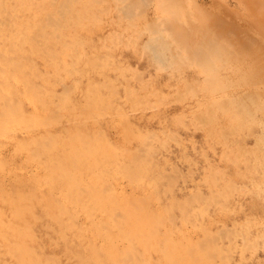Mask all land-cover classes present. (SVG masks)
I'll use <instances>...</instances> for the list:
<instances>
[{
  "label": "rangeland",
  "instance_id": "1",
  "mask_svg": "<svg viewBox=\"0 0 264 264\" xmlns=\"http://www.w3.org/2000/svg\"><path fill=\"white\" fill-rule=\"evenodd\" d=\"M81 1L44 3L42 9L52 8L61 19L53 33L55 19L45 16L53 24L46 21L42 33L61 41L52 53L24 44L33 65H20L21 80L37 88L17 99L15 123L9 125L14 141L0 135V221L8 223L13 208L29 209L34 240H25V251L14 240L10 248L0 246V264H257L263 241L256 233L264 228V64L254 62L255 49L237 45L240 36L225 27L226 10L219 4ZM156 10L157 17L171 19L175 36L169 38L165 21L158 26L169 33L152 27ZM197 29L203 34L196 36ZM176 38L186 39L179 45L189 43L191 58ZM207 39L215 43L216 56L205 64ZM198 49L202 55L194 53ZM28 133L37 137L33 143ZM22 148L34 154L29 162L19 154ZM12 197L17 200L9 205ZM47 210L73 216L64 231L68 243L53 234ZM35 255L42 258L30 259Z\"/></svg>",
  "mask_w": 264,
  "mask_h": 264
},
{
  "label": "bare ground",
  "instance_id": "2",
  "mask_svg": "<svg viewBox=\"0 0 264 264\" xmlns=\"http://www.w3.org/2000/svg\"><path fill=\"white\" fill-rule=\"evenodd\" d=\"M41 1V2H40ZM40 1H33V0H0V135L2 134V133H7L9 136L10 135H12L13 136V133L12 132H10L9 130H10V124H14L15 123V120H14V113H15V111H14V109H16L14 106H16V103H17V99H20V98H26L27 96H28V93L30 92L29 90V88H37V86L34 84V86L32 87L31 86V82L32 81H30V79H28V83H26L25 84V86H26V88H25V86H24V80L22 81L21 79L24 77V73H22V71H23V69L20 67V65H27L28 64V66L31 64V63H33V62H30L29 61V59H30V57H31V54L29 53H27V52H25V48H24V44H27L29 47H30V45L32 46V48L31 49H36V48H34V47H37V50H41L42 52H43V54H45V52H47L48 54L49 53H52V49H56L57 47V45H59V42L61 43V41H58V37L57 36H55V38H54V36H53V34L52 33H50L51 35H49V31H45V32H43L42 33V31L44 30V28H45V25L48 23V21H47V19L45 20V16H47L46 18H48L49 16H50V18L49 19H51L52 17L55 19L53 22L55 23L54 25V27H53V30H54V32L53 33H55L56 32V28H58V29H60L59 28V23H60V18H58L57 16L59 15H57L56 13H53V12H51L50 10H52V8L50 9V10H45L44 8L42 9V7H43V5H44V3H47L46 2V0H40ZM65 1V0H64ZM81 1V0H80ZM83 1V0H82ZM81 1V2H82ZM144 2L143 3H146V0H143ZM165 1L166 2H168L167 0H164L163 2L165 3ZM170 1H172V0H170ZM169 1V2H170ZM186 1V0H185ZM187 1H192L193 2V0H187ZM51 2V1H50ZM61 2V1H60ZM76 2H77V0H76ZM79 2V1H78ZM87 2V1H86ZM176 1H174V3H175ZM180 1H177V3H179ZM15 3V4H14ZM16 3H18V4H16ZM63 3V2H62ZM61 3V4H62ZM84 3V2H83ZM160 3H162V2H160ZM163 3V4H164ZM171 3L172 2H170V4L169 3H167V4H169V6L171 5ZM172 4L173 6L175 5V4ZM184 3V2H183ZM194 3H197L199 6L201 5V6H205V5H210V6H213V4H219L220 5V7L221 6H224V8H225V10H226V13H225V15L223 14V10H222V14H223V16H224V18H223V16H221L222 17V21H224V23L226 24L225 25V27H228V28H230L231 26L235 29V31L237 32V34H238V36H240V39L238 40V42H237V45L238 46H240V47H245L247 50H253L252 48H254L255 49V51H256V60L254 61L256 64H258V65H262V64H264V60H263V55H264V0H195V2ZM69 4V3H68ZM91 4V3H90ZM163 4H162V7H163ZM196 4V5H197ZM46 5H48V4H46ZM66 5V4H65ZM73 5V4H72ZM84 5V4H83ZM88 5H89V3H88ZM93 5V4H92ZM95 5V4H94ZM144 5V4H143ZM142 5V6H143ZM178 4H176L175 5V7L177 6ZM49 6V5H48ZM60 6V5H59ZM85 6H86V4H85ZM140 6V5H139ZM179 7H180V5H178ZM177 6V7H178ZM217 6V5H216ZM52 7V6H51ZM70 7V6H69ZM72 7H74V5L72 6ZM95 7V6H94ZM125 7V6H124ZM165 7V6H164ZM55 8V7H54ZM66 8H68V7H66ZM82 8V7H81ZM132 8V7H131ZM166 8H168V7H166ZM181 8V7H180ZM207 8V7H206ZM223 8V7H222ZM221 8V9H222ZM232 8V9H231ZM47 9V8H46ZM69 9V8H68ZM89 9V8H88ZM128 8H126L125 10H127ZM220 9V10H221ZM57 10V9H56ZM59 10H61L62 11V13H63V10L62 9H59ZM59 10H57V11H59ZM82 10V9H81ZM84 10V9H83ZM90 11H91V9H89ZM131 10V9H130ZM129 10V11H130ZM161 10V9H160ZM164 10V9H163ZM162 10V11H163ZM169 10V9H168ZM48 11V12H47ZM50 11V12H49ZM67 11V10H66ZM100 11V10H99ZM129 11H127V12H129ZM164 11H166V12H168L167 10H164ZM68 12V11H67ZM78 12V11H77ZM77 12H75V13H77ZM84 12V11H83ZM98 12V11H97ZM101 12H102V10H101ZM100 12V13H101ZM156 12H157V10L156 11H154V15L157 17V15H156ZM61 13V14H62ZM74 13V14H75ZM81 13H82V11H81ZM86 13V12H85ZM94 13V12H93ZM125 13V12H124ZM158 13H159V11H158ZM165 13V12H164ZM197 13V12H196ZM54 14V15H53ZM64 14L65 13H63V15L62 16H64ZM167 14H169V13H167ZM170 14H173L172 13V11H171V13ZM221 14V15H222ZM236 14H238V15H236ZM66 15H67V13H66ZM126 15V14H125ZM214 15L215 14H213V18H214ZM218 15V14H217ZM235 16H236V18H237V16H238V20H235L236 18H235ZM41 17V18H40ZM43 17H44V19H43ZM94 17V16H93ZM159 17V16H158ZM154 18V20H155V23H157V25H152V27L153 28H156L158 25L160 26V24H162V26L161 27H165V26H163L164 25V21L165 20H167V19H165V17L166 16H161L162 18L164 17V19H162V18ZM53 18H52V20H53ZM73 18V17H72ZM95 18V17H94ZM94 18H92V19H94ZM166 18H169V17H166ZM170 18H172V17H170ZM204 18V17H203ZM210 18V17H209ZM212 18V17H211ZM249 18H252L253 20L251 21ZM76 19V18H75ZM84 19V18H83ZM87 19V18H86ZM215 19V18H214ZM233 19H234V21H236L237 22V25H232V24H234L235 22H233ZM248 19L250 20V22L248 21ZM45 20V21H44ZM52 20H51V23H52ZM73 20V19H72ZM163 20V21H162ZM169 20V22H167V21H165V25H167V28L169 27L168 26V24L170 23V20L171 19H168ZM173 20V19H172ZM247 20V21H246ZM47 21V23L45 24V22ZM77 21V20H76ZM92 21V20H91ZM207 21V20H206ZM226 21V22H225ZM50 22V21H49ZM172 23H173V21H171ZM178 22V21H177ZM187 22V21H186ZM249 22V23H248ZM251 22H253V24L251 23ZM51 23H48V25L49 24H51ZM69 23V22H68ZM67 23V24H68ZM155 23H153V24H155ZM168 23V24H167ZM172 23H171V25H172ZM179 24H181L180 23V21L178 22ZM177 23V24H178ZM203 23H205V22H203ZM53 24V23H52ZM73 24V23H72ZM183 24V23H182ZM181 24V25H182ZM187 24H188V22H187ZM207 24V23H206ZM251 24V25H250ZM173 25H175V22L173 23ZM184 25V24H183ZM188 25H191V24H188ZM210 25V24H209ZM213 25H214V23H213ZM47 26V25H46ZM50 26V25H49ZM63 26V25H62ZM158 26V28L160 29V30H162V29H167V28H160ZM176 26V25H175ZM203 26V25H202ZM184 27V26H183ZM188 27V26H187ZM150 28V27H149ZM152 28V29H153ZM171 28V27H170ZM177 28H179V27H176L175 29H177ZM188 28H192V26L191 27H188ZM195 28V27H194ZM199 28V27H198ZM201 28V27H200ZM207 28H208V26H207ZM52 29V28H51ZM57 29V31L59 32V31H61V30H58ZM148 29V28H147ZM152 29H150V31H152ZM157 29V28H156ZM159 29H157V30H159ZM169 29V28H168ZM168 29L165 31V32H167L168 31ZM174 29V30H175ZM181 29H182V26H181V28L179 29V32H181V33H183V31H181ZM205 29V30H204ZM204 29H202L203 31H206V28L204 27ZM222 29V28H221ZM234 29H232V30H234ZM261 29H262V32H261ZM149 30V29H148ZM159 30V31H160ZM171 32L173 31V29L171 30V29H169ZM188 30V29H187ZM193 30V29H192ZM201 30V31H202ZM208 30H210V29H208ZM158 31V32H159ZM170 31H168V33L170 32ZM195 31V30H194ZM213 31V30H212ZM143 32V31H142ZM154 32H156L157 33V31H155V29H154ZM154 32H151V33H154ZM210 32V31H209ZM39 33H41V34H39ZM161 33L162 32H159V34L161 35ZM175 32H172V33H169V35L171 34H174ZM184 33H185V30H184ZM187 33V32H186ZM185 33V34H186ZM190 33V31L188 32V34ZM195 33V32H194ZM201 32H199V30L197 29V35L196 36H198V34H200ZM207 34H204V35H208V37H210L209 36V34H208V32H206ZM210 33H212V32H210ZM176 34H178V29H177V32H176ZM201 34H203V33H201ZM214 34V33H213ZM213 34H211L212 36H213ZM231 34H232V32H231ZM55 35V34H54ZM169 36V38H171V37H173V36H175V34L174 35H172V36ZM179 35V34H178ZM192 35H194L193 33H192ZM195 36V35H194ZM200 36V35H199ZM234 36V35H233ZM53 37L54 39L52 40L51 38ZM177 37V36H176ZM182 37H183V34H182ZM188 37V36H187ZM186 37V38H187ZM206 37V36H205ZM215 37V36H214ZM152 38V37H151ZM156 38H158V37H156ZM185 38V37H184ZM190 38V37H189ZM195 38H197V37H195ZM198 38H200V37H198ZM203 38V37H202ZM210 38H212V37H210ZM160 39H162V38H160ZM178 39H180V38H178ZM188 39V38H187ZM191 40H194V39H192V36H191V38H190ZM201 39V38H200ZM206 39V38H205ZM205 39H203L202 41H203V44H204V40ZM209 39V38H208ZM207 39V40H208ZM223 39V38H222ZM226 39H228V38H226ZM57 40V41H56ZM59 40H60V38H59ZM155 38H154V42H155ZM180 40H186V39H180ZM179 40V41H180ZM190 40V41H191ZM157 41V40H156ZM162 41H163V39H162ZM173 41V40H172ZM176 41V42H175ZM179 41H178V43H177V38L176 39H174V41L173 42H175L178 46H180L179 44ZM215 41V40H214ZM220 41V40H219ZM227 41V40H226ZM164 42V41H163ZM163 42H161V44L163 43ZM185 42V41H184ZM184 42L183 41H181V46L180 47H185V46H182L183 44H184ZM194 43V44H197V42L196 41H191V43ZM208 42V52H205V54H201L202 52V50L200 49H198V50H196L197 52H200V53H197V52H194V53H196V54H201L202 55V57H201V59L203 58V60H201V61H203V63L205 62V64H208V62L210 61V60H208V57L211 59V57H215L216 56V54L213 56V53H211V51L213 52H215V50H214V48H215V43L213 42V40L211 41H207ZM216 42H218L217 40H216ZM221 42V41H220ZM225 42V41H224ZM228 42V41H227ZM80 43V42H79ZM187 43V42H186ZM184 44V45H187V44H189V43H187V44ZM223 43V42H222ZM226 43V42H225ZM70 44H71V42H70ZM74 44V43H73ZM164 44H166L167 45V43H164ZM201 44V43H200ZM214 44V45H213ZM227 44V43H226ZM193 45V44H192ZM202 45V44H201ZM201 45L199 46V47H201ZM217 45V44H216ZM220 45V43H218V45L217 46H219ZM223 45V44H222ZM64 46V45H63ZM151 46V45H150ZM157 46V45H156ZM195 46V45H194ZM197 46V45H196ZM214 46V47H213ZM216 46V47H217ZM227 46H228V44H227ZM231 46H233V45H231V43L229 44V47H231ZM161 47V46H160ZM187 47H188V45H187ZM187 47H185L186 48V50H187ZM193 47V46H192ZM210 47H211V50H210ZM221 47V46H220ZM219 47V49H220V51L219 52H221L222 51V49ZM225 47V46H224ZM167 48V47H166ZM166 48L164 49V50H166ZM174 48V47H173ZM182 48H180V49H182ZM198 48V47H197ZM196 48V49H197ZM203 48V47H202ZM223 48V47H222ZM228 48V47H227ZM30 49V50H31ZM190 48L188 47V50H189ZM192 50L193 49H195V48H191ZM213 49V50H212ZM152 50V49H151ZM156 50V49H155ZM185 50V49H184ZM187 50V51H188ZM206 49L204 48V51H205ZM210 50V51H209ZM227 50V49H226ZM40 51V52H41ZM154 51V50H153ZM182 51H183V49H182ZM187 51H186V53H187ZM193 51H195V50H193ZM207 51V50H206ZM217 51H218V49H217ZM239 51V50H238ZM58 52V51H57ZM165 52V51H164ZM185 52V51H184ZM190 52V50L188 51V59L189 58H191L192 56H191V53H192V51H191V53H189ZM218 52V53H219ZM222 52H224V48H223V51ZM221 52V53H222ZM235 52V51H234ZM47 53H46V57H47ZM155 53V52H154ZM204 53V52H203ZM217 53V52H216ZM220 53V54H221ZM153 54V53H152ZM160 54H162V53H160ZM211 54H212V56H211ZM228 54V56H229V53H227ZM233 54V53H232ZM28 55H29V59H28ZM41 55V54H40ZM86 55V54H85ZM190 55V56H189ZM195 55V54H194ZM222 55V54H221ZM223 55H224V53H223ZM222 55V56H223ZM235 55H236V53H235ZM234 55V56H235ZM38 56H39V54H38ZM42 56V55H41ZM41 56H39L40 58H41ZM50 56V57H49ZM48 56V58L51 60V58L53 57V55H49ZM155 56H157V55H155ZM225 56H226V54H225ZM232 56V55H231ZM240 56V55H239ZM74 57H76V56H74ZM158 57V56H157ZM220 57V56H219ZM164 58V57H163ZM172 58V57H171ZM199 58V57H198ZM224 58V57H223ZM226 58V57H225ZM228 58H230V57H228ZM227 58V59H228ZM155 59H156V57H155ZM159 59V57L156 59V60H158ZM165 59V58H164ZM196 59H197V55H196ZM215 58H213L212 60H214ZM220 59V58H219ZM43 60V59H42ZM45 60V59H44ZM43 60V61H44ZM58 60V59H57ZM92 60V59H91ZM184 60H186L185 58H184ZM195 60V59H194ZM263 60V61H262ZM52 61V60H51ZM93 61V60H92ZM191 61H193V58H192V60ZM198 61V60H197ZM196 61V62H197ZM200 61V60H199ZM199 61H198V63H199ZM216 60H214V62H215ZM217 61H219L218 60V58H217ZM225 61V60H224ZM234 61H235V59H234ZM237 61V60H236ZM54 62V61H53ZM160 62H162V61H160ZM179 62V61H178ZM184 62V61H183ZM220 62V61H219ZM229 62V61H228ZM231 62V61H230ZM229 62V63H230ZM238 62V61H237ZM247 62V61H246ZM175 63V62H174ZM198 63H196V64H198ZM47 64V62H45L44 61V65H46ZM232 64H234V62L232 63ZM31 65H33V64H31ZM180 65V64H179ZM200 66V65H199ZM230 66V65H229ZM240 66V65H239ZM38 67V66H37ZM94 66H92V68H93ZM207 67V66H206ZM209 67V66H208ZM219 67V66H218ZM217 67V68H218ZM231 67V66H230ZM230 67H228V69L230 68ZM91 68V69H92ZM219 68H221V66L219 67ZM223 68V67H222ZM232 68V67H231ZM260 68H261V66H260ZM213 69V68H212ZM224 69V68H223ZM74 70V69H73ZM78 70V69H77ZM72 71V70H71ZM75 71V70H74ZM35 73L37 74V72L35 71ZM46 73V72H45ZM71 73V72H70ZM77 73V72H76ZM35 74V75H36ZM38 74H40V73H38ZM57 74V73H56ZM229 75V74H228ZM37 76V75H36ZM223 76V75H222ZM227 76V75H226ZM41 77V79H42V84L44 83V78H43V76H40ZM40 77H39V79H40ZM196 78V77H195ZM217 78V77H216ZM204 79V78H203ZM221 79V78H220ZM139 80V79H138ZM183 80V79H182ZM202 80V79H201ZM217 80V79H216ZM215 81V80H214ZM19 82H22V86H23V89H21L20 87H19V85H18V89L16 88V85L19 83ZM80 82V81H79ZM207 82V81H206ZM209 82H210V80H209ZM96 84H98V83H96ZM108 85V84H107ZM111 85V84H110ZM31 86V87H30ZM107 89H108V86L106 87ZM197 88H198V86H197ZM26 89H28V90H26ZM126 90V89H125ZM143 90V89H142ZM226 90V89H225ZM115 91V90H114ZM49 92H51V91H49ZM53 92V91H52ZM132 92H133V90H132ZM224 93V92H223ZM60 94H62V93H60ZM117 94V93H116ZM184 94H186V93H184ZM218 94V93H217ZM34 95V93L32 94V96ZM55 95V94H54ZM101 95V94H100ZM114 95V94H113ZM112 96V95H111ZM134 96V95H133ZM240 96V95H239ZM55 97V96H54ZM246 97V96H245ZM181 98V97H180ZM185 98V97H184ZM254 98V97H253ZM261 98V97H260ZM61 99H63V98H61ZM248 99V98H247ZM264 99V98H263ZM25 100V99H24ZM20 101V100H19ZM22 101V100H21ZM23 102V101H22ZM21 102V103H22ZM25 102V101H24ZM23 102V103H24ZM34 102V101H33ZM37 102V101H36ZM213 102V101H212ZM230 102V101H229ZM25 103H27V102H25ZM24 103V104H25ZM44 103V102H43ZM251 103V102H250ZM214 104H215V101H214ZM227 104V103H226ZM263 104H264V102H263ZM26 105V104H25ZM148 105V104H147ZM257 105V104H256ZM91 106V105H90ZM21 107H22V105H21ZM30 107V106H29ZM59 107V106H58ZM262 107V106H261ZM132 108V107H131ZM243 108V107H242ZM258 108V107H257ZM58 109V108H57ZM208 109V108H207ZM264 109V108H263ZM84 110V109H83ZM82 110V111H83ZM262 110V109H261ZM260 110V111H261ZM53 112H55V111H53ZM262 112V111H261ZM23 114V113H22ZM186 114V113H185ZM234 114V113H233ZM30 115V114H29ZM37 116V115H36ZM109 116V115H108ZM213 116V115H212ZM237 116V115H236ZM239 116V115H238ZM23 117V116H22ZM27 118H30L29 120H31V119H34L35 117H33L32 116V118L29 116V117H25V119H27ZM44 118V117H43ZM47 118V117H46ZM57 118V117H56ZM62 118V117H61ZM53 119V118H52ZM73 119H75L74 117H73ZM86 119V118H85ZM247 120H248V117L246 118ZM28 120V121H29ZM42 120V119H41ZM40 119H39V121L40 122H43L44 120H42L41 121ZM48 120V119H47ZM209 120V119H208ZM246 120V121H247ZM251 120V119H250ZM32 121V120H31ZM35 122H36V120H34ZM39 121L37 122V123H39ZM46 121V120H45ZM258 122V121H257ZM30 123V122H29ZM239 123V122H238ZM246 123V122H245ZM260 123V122H259ZM258 123V124H259ZM25 124V123H24ZM241 124V123H240ZM250 124V123H249ZM47 125V124H46ZM28 126V125H27ZM43 126V125H42ZM41 126V127H42ZM40 127V128H41ZM195 129V128H194ZM229 129V128H228ZM215 130V129H214ZM232 131V130H231ZM234 131V130H233ZM17 132V131H16ZM70 132V131H69ZM44 134V133H43ZM217 134V133H216ZM52 135V134H51ZM99 135V134H98ZM229 135V134H228ZM12 136H10L11 137V142L12 141H14V137H12ZM15 137H16V135H15ZM28 139H30V141L33 143L34 142V140H36L37 139V137L35 138V136L34 135H29V133H28ZM70 137V136H69ZM7 138H9V137H7ZM53 138V137H52ZM81 138V137H80ZM83 138V137H82ZM81 138V140H83ZM220 138V137H219ZM40 139V138H39ZM48 140H49V138H47ZM51 139V138H50ZM159 139V138H158ZM0 140H3V139H0ZM4 141V140H3ZM5 141H7V140H5ZM29 141V142H30ZM44 141V140H43ZM92 141V140H91ZM7 142H10V141H7ZM19 142V141H18ZM86 142V141H85ZM15 143H16V141H15ZM44 143V142H43ZM49 143V142H48ZM47 143V144H48ZM84 143V142H83ZM151 143V142H150ZM178 143V142H177ZM35 144H36V142H35ZM38 144V143H37ZM74 144V143H73ZM89 144V143H88ZM10 145H12L13 146V144H10ZM19 145V144H18ZM142 145V144H141ZM147 145V144H146ZM149 145V144H148ZM6 146V145H5ZM29 146V145H28ZM40 146V145H39ZM42 146V145H41ZM14 150H15V152H17L18 151V146L17 145H14ZM4 148V147H3ZM45 148H46V146H45ZM13 149V148H12ZM72 149V148H71ZM76 149V148H75ZM75 149H72V150H75ZM141 149V148H140ZM138 150V149H137ZM144 150V149H143ZM146 150V149H145ZM10 151V150H9ZM12 151V150H11ZM37 151V150H36ZM125 151H127V150H125ZM157 151H158V149H157ZM157 151H155L156 153H157ZM257 151V150H256ZM32 152H33V150H32ZM31 152V153H32ZM154 151H153V155H155L156 153H155ZM75 153V152H74ZM137 153H138V151H137ZM3 154V153H2ZM1 154V155H2ZM9 153H7V155H8ZM11 154H13V153H11ZM10 154V155H11ZM19 154L20 155H23L24 157H25V159L27 158V162H29V156L31 157V156H33L32 154L30 155V153L29 152H26V151H24V153H23V148L21 149V151L19 152ZM41 154V153H40ZM140 154V153H139ZM240 154V153H239ZM14 155V154H13ZM75 155H76V153H75ZM142 155H143V153H142ZM135 156H137V154H135ZM148 156L149 157H151V155H149L148 154ZM10 157V156H9ZM70 157H72L71 155H70ZM138 157H140V155L138 156ZM144 157V156H143ZM32 158V157H31ZM59 158H61V157H59ZM141 159V158H140ZM135 160H136V158H135ZM244 160V159H243ZM257 160V159H256ZM13 161H15V160H13ZM61 161H63L62 160V158H61ZM264 161V160H263ZM53 162V161H52ZM72 162H75V161H72ZM15 163V162H14ZM2 164V163H1ZM74 165V164H73ZM262 165V164H261ZM3 166V165H2ZM63 167V166H62ZM73 167H75V166H73ZM262 167V166H261ZM9 168V167H8ZM64 169H65V167H63ZM131 168V167H130ZM264 168V167H263ZM102 171V170H101ZM173 171V170H172ZM175 171H177V170H175ZM32 173V172H31ZM70 174L71 172H68L67 171V173L65 174V175H67V174ZM38 175V174H37ZM46 176V175H45ZM10 177H12V176H10ZM49 177H50V175H49ZM70 177V176H69ZM162 177V176H161ZM51 178V177H50ZM49 178V179H50ZM43 179H44V177H43ZM160 179V178H159ZM158 179V180H159ZM179 179V178H178ZM53 180H55V178L53 179ZM170 181V180H169ZM7 182V181H6ZM44 182V181H43ZM51 182V181H50ZM41 183V182H40ZM56 183L58 184V182H57V180H56ZM55 183V184H56ZM75 183H77V182H75ZM55 184H53V185H55ZM59 185H61V184H59ZM58 185V186H59ZM63 185V184H62ZM65 185V184H64ZM78 185V184H77ZM107 185V184H106ZM173 185V184H172ZM13 186V185H12ZM105 186V185H104ZM19 188V187H18ZM79 188H81V187H79ZM104 188V187H103ZM105 188H106V186H105ZM108 189V188H107ZM106 189V190H107ZM68 190V189H67ZM80 190H82V189H80ZM1 191V190H0ZM22 191V190H21ZM78 191H79V189H78ZM83 191V190H82ZM2 192V191H1ZM17 192H18V190H17ZM68 192V191H67ZM4 193V192H3ZM16 193V192H15ZM70 193V192H69ZM158 193V192H157ZM20 194V193H19ZM1 195V194H0ZM8 195V194H7ZM17 195H18V193H17ZM13 196V195H12ZM16 196V195H15ZM19 196L20 195H18V199H19ZM149 196V195H148ZM198 196V195H197ZM9 197V196H8ZM31 197V196H30ZM190 197H192V196H190ZM193 197H194V195H193ZM199 197V196H198ZM229 197V196H228ZM7 198V197H6ZM14 198H16V197H14ZM13 197H12V199H14ZM2 199V198H1ZM31 199V198H30ZM42 199V198H41ZM40 199V200H41ZM195 199H199V198H195ZM15 200H17V199H14V201L13 200H11V199H9V202H10V204L9 205H13V203L15 204ZM21 200V199H20ZM38 200V199H37ZM71 200V199H70ZM201 200V199H200ZM215 200V199H214ZM218 200V199H217ZM3 201V200H2ZM78 201V200H77ZM4 202V201H3ZM131 203V202H130ZM57 204H59V202H57ZM135 204V203H134ZM222 204V203H221ZM133 206V205H132ZM144 206V205H143ZM183 206V205H182ZM8 208V207H7ZM135 208H137V207H135ZM138 209V208H137ZM29 209H20V208H13V210H12V214H11V217H12V219L8 222V223H2L1 221H0V226H1V231H0V246L1 247H4L5 249L7 248V246H8V248H10L9 246H10V243H9V240H14L16 243H17V246H16V249H22L23 251H25V249H26V246H25V244H23L24 242H25V240L26 239H32V240H34V235L33 234H31V232H32V230H33V228H32V226H31V221H32V219H30V218H28V216L29 215H31V213H30V211H28ZM45 211V210H44ZM59 211H61V210H59ZM64 211V210H63ZM4 212H5V210H4ZM8 212V211H7ZM62 212V211H61ZM47 213H48V219H49V221L50 222H54V225L56 226L55 227V230H52V231H54V233L53 234H56L57 236H59V238L61 239V240H63V242L64 243H68L66 240H67V235L64 233V231H66V230H69L71 227H70V223H68L70 220H71V218L73 217V216H71V215H65V213L64 214H57V213H55V212H51V211H48L47 210ZM67 213V212H66ZM117 214V216H118V214L119 213H113V215H116ZM122 214V213H121ZM10 215V214H9ZM123 215V214H122ZM32 216V215H31ZM63 216H64V219L66 218V221L63 219L62 220V218H63ZM7 217V216H6ZM71 217V218H70ZM120 217V216H119ZM39 219V218H38ZM40 220V219H39ZM64 221H65V223H64ZM4 222V221H3ZM72 223V222H71ZM46 227H48V226H46ZM53 227V226H52ZM264 227V226H263ZM260 228V227H259ZM51 229V228H50ZM54 229V228H53ZM100 229H101V227H100ZM261 229V228H260ZM233 230V229H232ZM151 231V230H150ZM158 231V230H157ZM219 234H221V233H219ZM257 234V237L256 238H258V239H260V241L262 240L263 242H262V245H261V249L260 248H258V251H257V264H264V261H261L260 260V257H261V253H262V251H264V228H263V230H261V231H259V232H257L256 233ZM119 236H120V234H119ZM213 236V235H212ZM241 236H242V234H241ZM37 237H38V235H37ZM214 237V236H213ZM221 237H222V235H221ZM127 238H129V237H127ZM224 238V237H223ZM214 240V239H213ZM258 241V240H257ZM77 242V241H76ZM203 242V241H202ZM209 242V241H208ZM13 243V242H12ZM43 243V242H42ZM258 243V242H257ZM39 244V243H38ZM244 244V243H243ZM254 244V243H253ZM200 245V244H199ZM211 245V244H210ZM44 246V245H43ZM248 246V245H247ZM252 246V245H251ZM250 246V247H251ZM34 247V246H33ZM249 247V248H250ZM258 247V246H257ZM260 247V246H259ZM248 248V249H249ZM31 249V248H30ZM35 249V248H34ZM260 249V250H259ZM42 250V249H41ZM47 250H48V248H47ZM1 251V250H0ZM9 251H10V255L12 256V258H13V260H15L14 258H17L18 259V253H17V251H15V250H10L9 249ZM32 251V250H31ZM30 251V252H31ZM190 251V250H189ZM203 251V250H202ZM32 252H34V250L32 251ZM42 253V252H41ZM126 253L128 254L129 252H127L126 251ZM7 254V253H6ZM46 254V253H45ZM135 255V254H134ZM212 255V254H211ZM37 255H35V257H32V258H30V259H33V258H42V257H36ZM131 256V255H130ZM224 256V255H223ZM98 257V256H97ZM125 257V256H124ZM45 258H47V257H45ZM126 258L128 259V257L126 256ZM7 261V260H6ZM22 262H23V260H21ZM32 261V260H31ZM24 262H26V260L24 261ZM5 264V263H4ZM8 264V263H7ZM10 264V263H9ZM14 264V263H13ZM26 264H29V263H26ZM43 264H45V263H43ZM125 264V263H124Z\"/></svg>",
  "mask_w": 264,
  "mask_h": 264
}]
</instances>
